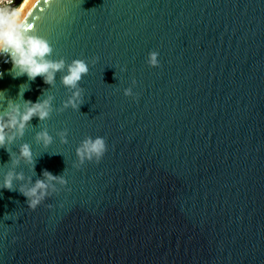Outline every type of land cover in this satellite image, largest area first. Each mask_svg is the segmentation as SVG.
<instances>
[{
	"label": "water",
	"instance_id": "obj_1",
	"mask_svg": "<svg viewBox=\"0 0 264 264\" xmlns=\"http://www.w3.org/2000/svg\"><path fill=\"white\" fill-rule=\"evenodd\" d=\"M28 12L53 59L95 63L78 111L33 118L11 145L32 146L33 182L47 170L68 183L35 211L0 190V264H264V0H32ZM5 59L0 91L29 83L36 102L50 86L13 79ZM50 94L54 109L67 99L59 75ZM86 136L108 151L77 170ZM9 162L0 149V170Z\"/></svg>",
	"mask_w": 264,
	"mask_h": 264
},
{
	"label": "clouds",
	"instance_id": "obj_2",
	"mask_svg": "<svg viewBox=\"0 0 264 264\" xmlns=\"http://www.w3.org/2000/svg\"><path fill=\"white\" fill-rule=\"evenodd\" d=\"M55 0H47L50 7ZM32 0H0V58H6L5 62L11 64L8 74L13 79L27 77L28 82H34L41 77L48 89L41 90V95L36 102L25 100V92L30 90V84L24 83L19 86V92L15 99L6 98L4 91H0V149L10 153L8 170H0V190L18 191L26 198L28 209L35 211L45 200L53 194L65 188L68 181L64 175H53L44 170L41 177L33 182L35 172V156L32 146L28 143L19 145L16 152L12 151L13 145L18 139H22L30 126L33 118L40 124L49 120L53 111L63 112L71 109L78 111L85 102L80 82L90 71V63L84 59H73L70 63L63 57L53 59L54 49L48 39L41 36L34 27L27 26L26 20L30 13L25 15ZM34 8H32L33 10ZM31 10V11H32ZM159 52L150 51L146 58V64L150 68L160 67ZM0 73V79L3 78ZM60 85L67 90V99L63 101L59 109H54L55 97L50 90L56 87L57 76ZM135 86V81L132 82ZM126 97H133L132 88L124 90ZM19 101V102H18ZM67 130L57 133L60 143L66 144ZM34 141L43 149H48L53 144V136L47 128L36 132ZM108 146L101 136H86L76 148V162L72 165L79 170L86 162L99 163ZM21 165L28 167L33 176H26L23 171H17ZM59 186V188L57 187ZM7 219H14L8 216ZM18 219V218H15Z\"/></svg>",
	"mask_w": 264,
	"mask_h": 264
},
{
	"label": "rangeland",
	"instance_id": "obj_3",
	"mask_svg": "<svg viewBox=\"0 0 264 264\" xmlns=\"http://www.w3.org/2000/svg\"><path fill=\"white\" fill-rule=\"evenodd\" d=\"M19 2V0H17V3Z\"/></svg>",
	"mask_w": 264,
	"mask_h": 264
}]
</instances>
